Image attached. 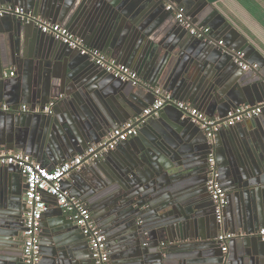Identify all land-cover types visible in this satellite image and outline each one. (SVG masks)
I'll list each match as a JSON object with an SVG mask.
<instances>
[{
    "label": "water",
    "instance_id": "95a60500",
    "mask_svg": "<svg viewBox=\"0 0 264 264\" xmlns=\"http://www.w3.org/2000/svg\"><path fill=\"white\" fill-rule=\"evenodd\" d=\"M170 2L198 26L208 25L223 45L179 29L174 12L165 9L167 0H0L61 24L92 49L136 70L149 85L145 90L152 103L155 90H161L213 113L211 118L215 113L223 118L239 106L263 102V57L246 42L230 48L255 55L243 72L228 47L238 34L210 3ZM0 36V105L21 102L34 112L37 105L42 111L54 100L68 108L63 117L36 113L35 124L30 117L24 124L0 110V147L9 143L12 146L5 148L14 150L22 130H31L37 139L51 133L60 141L62 164L147 106L141 83H121L34 25L0 18ZM4 61L24 66L26 75L12 82L5 79ZM164 108L175 113L164 118L162 109L158 120L146 119L135 138L65 179L75 185L71 195L91 208L106 236L112 264H264V241L255 235L264 227V110L252 120L256 132L242 124L223 129L210 150L197 126L182 119L175 107ZM210 153L225 181L227 230L236 234L226 255L216 241L220 226L212 203L194 205L193 193L204 185L202 164ZM25 188L16 168H0V264H22ZM233 201L238 203L235 209ZM57 217L41 235V264H94L86 238L61 210Z\"/></svg>",
    "mask_w": 264,
    "mask_h": 264
},
{
    "label": "built area",
    "instance_id": "2783aa9c",
    "mask_svg": "<svg viewBox=\"0 0 264 264\" xmlns=\"http://www.w3.org/2000/svg\"><path fill=\"white\" fill-rule=\"evenodd\" d=\"M167 1L168 4H166L165 9L174 12V17L179 27L188 31L196 39L208 44L223 45L222 41L213 40L209 27L194 25L192 19L183 10L177 8L170 0ZM5 17H13L23 24L34 25L43 35L50 37L70 50L78 52L80 56L86 58L96 68L121 83H130L132 86H137L141 83L136 72L126 65L112 60L103 52L86 47L80 38L61 24L52 23L34 14L32 15L21 8L0 6V18ZM229 52L234 55L235 62L243 70L248 69L243 52L232 50ZM252 68L255 69L256 65H252ZM9 76L12 77L13 72L9 73ZM155 96L154 102L146 107L138 117L109 130L100 142L89 145L81 154L72 157L54 169L42 167L25 153L0 150V168H16L24 178L26 186L24 193L22 264H40L41 262L38 233L42 216L48 209L46 197L55 201L62 213L73 222L75 227L86 238L94 264H111L106 236L93 220L86 203L77 197L71 196L68 191L64 190L62 182L69 177L72 171L79 170L84 164L99 160L105 153L114 151L120 144L135 138L145 124L146 119L157 117L165 106L175 107L182 113V119H187L197 126L204 133L210 150H212L216 133L223 129L234 127L244 121L253 120L260 116L264 110L263 101L254 106H239L230 110L223 118H210L196 107L174 99L170 93L155 90ZM0 110L7 111L8 109L6 106L0 105ZM28 111L27 107H22L23 113ZM34 112L50 114L51 110L48 106L42 111L39 109ZM206 165L205 191L212 203L215 221L221 228L227 207V194L222 187L220 173L213 153L208 155ZM255 235L264 241V228L260 229ZM235 237L236 234L230 232L220 231L218 233L216 241L220 243L221 251L224 255L228 253V245Z\"/></svg>",
    "mask_w": 264,
    "mask_h": 264
},
{
    "label": "crops",
    "instance_id": "0c3cea01",
    "mask_svg": "<svg viewBox=\"0 0 264 264\" xmlns=\"http://www.w3.org/2000/svg\"><path fill=\"white\" fill-rule=\"evenodd\" d=\"M206 1L212 5L214 10L222 18H224V20L226 22H228L232 26V28H234L236 33L238 34V38H234L235 40H233L232 42H230L228 44L229 49L230 48L231 49H237L238 48L237 45H239L240 43L244 44L246 42V44H248L250 47L254 48V52L256 51V53H258L264 59V0H218V1H215V2H209L208 0H206ZM0 6H11V7L21 8L24 11L29 12V13H31L33 15L32 12L25 10V8H23V7L19 6V5L0 4ZM10 22H12V21H10ZM193 23L196 26L199 25V24H197L195 22H193ZM201 26H206V25H201ZM206 27H209V26L207 25ZM180 28L181 27H179V29ZM71 33L74 34L73 32H71ZM74 35L79 38L78 35H76V34H74ZM0 37L3 38L2 36H0ZM211 37L213 38L214 41L217 40V39H220V38H218L219 36L216 33L213 32V30L211 31ZM80 39L83 41V43L85 44L86 47L92 49L89 46V44L87 42H85L81 37H80ZM29 44H30V42H26V47H29L30 46ZM239 51L245 53L242 50H239ZM251 54L252 53H248L246 55V53H245V61H246L245 63H246L247 66H248V63L250 62V60L252 58H255V55H251ZM112 60H114V59H112ZM114 61H116V60H114ZM122 65H126V64H122ZM3 66L5 67V70L3 72V75H4L3 77L5 79H9L11 82L12 81H17V78H20V75H22V77H23V74L26 75V70H24V66H21L20 68H17L14 65L13 66H9V64L7 62H5V61H4ZM126 66L137 73V75H138V77H139V79L141 81V84H142V86L144 88L142 95L146 99L145 100V103L147 105L146 107L150 106V104L152 103V98L149 95V92L145 90V89H147L149 87L148 83H145L144 81L141 80V76L138 74V72L136 70H134L133 68L129 67L128 65H126ZM242 71L244 72L243 69H242ZM11 72H13V76L12 77L9 76V73H11ZM181 102H184V101H181ZM184 103H187V102H184ZM50 104H52V106H50ZM188 104H190V103H188ZM2 105L7 107L8 110L4 111V112L7 113L9 117L11 115H13V116H15L17 118H21L22 121L24 120L23 121L24 124H26L27 118L30 117L29 122L31 124H35V123H33V121L36 120V118H37L36 117V113H38V112H31V111H28L27 113H23L22 112V107L25 106L28 109H30L29 105L23 104L21 102H18V103H16V102H6V103H3ZM48 106L50 107L51 113L50 114H44L43 113L45 116L46 115L47 116L51 115L54 118L59 117V116L63 117L68 112V108L65 105L62 104L60 106H57L56 103L54 102V100H51L50 103L48 105H46L45 107H48ZM39 109H41V106L37 105L34 108V111L35 110H39ZM197 109H199V108H197ZM199 110L201 112H203L208 117L213 115V113L211 114L210 112H207V111H204V110H201V109H199ZM162 113H163L164 118H168L169 116H172L175 113V111L172 108H163ZM217 115L218 114L215 113L213 118H218ZM158 119H159V115L157 117H155V120H158ZM130 120H132V119H130ZM252 122H253L252 120L244 121L243 123H241L242 124L241 128L247 129V131H249V132H252V131L256 132V131H254L255 128H253ZM263 123H264V116L260 119V125L263 126ZM143 131L145 133L148 132L147 128H144ZM48 134H50V136ZM48 134H46V136H44V137H39V139H37L36 135L35 136L33 134L31 135V130H29V131L28 130H22V132L19 133V135H18L19 136L18 137V144H17V146L14 147V150H10V149H6L5 148V146L6 147H11L12 146L9 143H5L4 144L5 146L4 147H0V150H2V149L5 150L6 149V151H17V152L25 153V154L29 155L36 163L40 164L42 167L47 168V169H54L55 167L60 165L58 162L62 161V160H60L61 159L60 157L58 158V153H57L58 149L61 150L60 141L57 139V137L51 136V133H48ZM27 149H30V150L27 151ZM74 156H76V155H74ZM118 156H119V154H118ZM71 158H72V156H70L68 159H66V161L71 159ZM62 159H64V157ZM202 166L205 169L204 185L201 186V188H197L194 191V193H193L194 194L193 198L195 200L194 205H200L202 203H207V204L211 203V201H210V199H209V197H208V195H207V193L205 191L207 165H206L205 162H203ZM72 175L75 176V172L72 173ZM221 177H223V176H221V174H220V181H221L222 187H223V189L225 191V187H224L225 181L223 183ZM62 188L64 190L68 191V193L70 195L72 194L71 191H75L74 190L75 185H74V183L72 181H70V183H68V182H66V180H64L62 182ZM24 193H25V189H24ZM24 193L22 195L23 198H24ZM71 196H73V195H71ZM73 197H75V196H73ZM46 202H47V205H48V209H47V211L45 213H48V215L47 216L43 215L42 219H41V222H40V230H39V233H38L39 244L41 243L40 241H41L42 233L45 230H48L49 227L50 228L52 227L54 222L58 219L57 215L60 213V209L57 207V205H56V203H55V201L53 199H51L49 197H46ZM232 205L234 206V209H235L238 206V203H236V201H233ZM88 208H89V210L91 212V208L89 206H88ZM228 212H229L228 208H226L225 214H224V220H226V222H225L226 231H225V228H223V223H222L221 228L219 227V229H218V233L220 231L230 232L229 230H227L229 228V225H230L229 222H228V219H227ZM91 214H92V218H93L94 217L93 213L91 212ZM63 216L67 217L64 213H63ZM93 220H94V218H93ZM22 223H23V215H22ZM200 231H201V233H205L204 229H201ZM230 233H232V232H230ZM21 237H22V234H21ZM236 249H237V247L234 245V248H233L234 253L237 252ZM86 252H87V255L90 257L88 248L86 249ZM42 254H43V251H41V244H40V256H41L40 264L42 263ZM110 261H111V264H112L113 262L111 260V257H110Z\"/></svg>",
    "mask_w": 264,
    "mask_h": 264
},
{
    "label": "trees",
    "instance_id": "16d2710c",
    "mask_svg": "<svg viewBox=\"0 0 264 264\" xmlns=\"http://www.w3.org/2000/svg\"><path fill=\"white\" fill-rule=\"evenodd\" d=\"M209 2H215V1H218V0H208Z\"/></svg>",
    "mask_w": 264,
    "mask_h": 264
}]
</instances>
